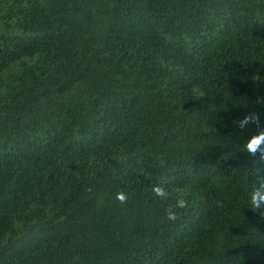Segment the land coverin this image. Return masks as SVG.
<instances>
[{
	"label": "trees",
	"instance_id": "obj_1",
	"mask_svg": "<svg viewBox=\"0 0 264 264\" xmlns=\"http://www.w3.org/2000/svg\"><path fill=\"white\" fill-rule=\"evenodd\" d=\"M253 111L264 0H0V264H264Z\"/></svg>",
	"mask_w": 264,
	"mask_h": 264
},
{
	"label": "clouds",
	"instance_id": "obj_2",
	"mask_svg": "<svg viewBox=\"0 0 264 264\" xmlns=\"http://www.w3.org/2000/svg\"><path fill=\"white\" fill-rule=\"evenodd\" d=\"M237 127L243 131L245 128L255 125L257 131L242 145V152L247 154L258 173L256 182L251 186L248 193L249 209L254 214H259L264 218V127L260 126V114L257 112H249L243 119L236 122ZM152 194L155 197L164 198L167 193L162 183H157L152 187ZM116 199L124 203L127 199L125 193L116 194ZM185 207L183 201H176L174 205H170L166 209V217L169 221H175L178 218L179 210Z\"/></svg>",
	"mask_w": 264,
	"mask_h": 264
}]
</instances>
